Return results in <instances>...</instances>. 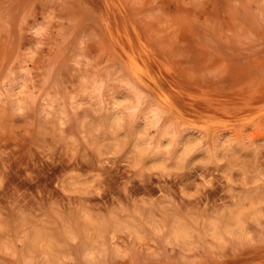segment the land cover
Masks as SVG:
<instances>
[{
  "label": "rangeland",
  "instance_id": "1",
  "mask_svg": "<svg viewBox=\"0 0 264 264\" xmlns=\"http://www.w3.org/2000/svg\"><path fill=\"white\" fill-rule=\"evenodd\" d=\"M0 264H264V0H0Z\"/></svg>",
  "mask_w": 264,
  "mask_h": 264
}]
</instances>
